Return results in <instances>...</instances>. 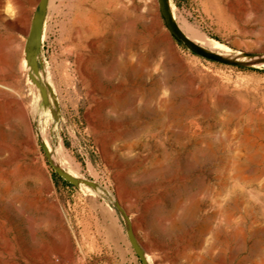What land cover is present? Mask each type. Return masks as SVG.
I'll return each mask as SVG.
<instances>
[{"label":"rangeland","instance_id":"374dc122","mask_svg":"<svg viewBox=\"0 0 264 264\" xmlns=\"http://www.w3.org/2000/svg\"><path fill=\"white\" fill-rule=\"evenodd\" d=\"M0 1V264H264V0Z\"/></svg>","mask_w":264,"mask_h":264},{"label":"water","instance_id":"95a60500","mask_svg":"<svg viewBox=\"0 0 264 264\" xmlns=\"http://www.w3.org/2000/svg\"><path fill=\"white\" fill-rule=\"evenodd\" d=\"M47 3H48V0H38L37 1L36 7L34 10L31 22H30L28 34L26 37L25 57H24L26 65L29 67L31 71V73H29V78L34 83V85L37 88H39V91L41 93L43 100H45V92L35 79V77L38 75V63L36 62L33 52L36 48H38L39 43H40L42 26H43V21L45 17ZM156 3H157L159 15L162 19L165 29L167 30L171 38L174 41H176L178 44L184 46L193 54L200 56L204 59L216 61V62L223 63V64L241 66L239 62H236L231 59L223 58L220 55L206 51L203 48H201L199 45L189 40L183 34V32L179 29L177 23L175 22L171 14L168 0H156ZM57 172L60 176H62L65 180L69 181L70 183L72 184L76 183V181L72 179L71 177H69L67 174H64L60 171H57ZM127 238L134 252L139 257V259L142 261L143 259H142L140 250L130 230H127Z\"/></svg>","mask_w":264,"mask_h":264},{"label":"bare ground","instance_id":"6f19581e","mask_svg":"<svg viewBox=\"0 0 264 264\" xmlns=\"http://www.w3.org/2000/svg\"><path fill=\"white\" fill-rule=\"evenodd\" d=\"M10 1V0H8ZM14 1V0H13ZM16 1V0H15ZM18 2V1H17ZM13 3V2H12ZM0 5H1V1H0ZM20 5V4H19ZM17 6V5H16ZM18 7V6H17ZM8 10V9H7ZM19 10V9H18ZM173 11V10H172ZM171 11V14L173 16V18H175L174 13ZM8 12V11H7ZM175 22L177 23L179 29L183 32V34L192 42H194L195 44L199 45L201 48H203L206 51L215 53L217 55H220L223 58H227L230 59V57H227V55H225L222 50L223 47L221 45H219L217 42L209 39L207 36H205L203 33H201L199 30L195 29L194 27H191L190 25H187L184 22H179L178 20H176L175 18ZM15 23V22H14ZM17 23V22H16ZM46 84V83H45ZM47 86V85H46ZM48 88V87H47ZM49 90V89H48ZM47 90V91H48ZM51 90V89H50ZM50 92V91H48ZM51 95V94H50ZM52 100V99H51ZM14 101L20 106V108L22 107L21 104V100L20 99H14ZM54 101V100H53ZM10 102H13L12 100H10ZM54 103H56L54 101ZM53 103V104H54ZM56 106V105H55ZM20 112L24 113L23 110H21ZM41 135V134H40ZM43 135V134H42ZM54 153L57 157V159L59 160L60 165L66 169V172L71 174V175H76V170H75V166L73 165V162L71 161V159H69V157H67L62 148L60 147V145H58L57 147H55ZM52 158V157H51ZM83 181H79V184H82ZM67 252L69 253V256L71 254V249L70 246H68L67 248ZM146 257V255H145ZM147 258V257H146ZM147 261V260H146ZM150 261V260H149ZM148 261V262H149ZM151 262V261H150ZM152 264V263H150Z\"/></svg>","mask_w":264,"mask_h":264},{"label":"trees","instance_id":"16d2710c","mask_svg":"<svg viewBox=\"0 0 264 264\" xmlns=\"http://www.w3.org/2000/svg\"><path fill=\"white\" fill-rule=\"evenodd\" d=\"M239 68H242L241 66H239Z\"/></svg>","mask_w":264,"mask_h":264}]
</instances>
